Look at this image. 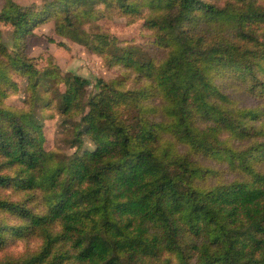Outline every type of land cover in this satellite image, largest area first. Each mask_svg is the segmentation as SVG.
I'll return each mask as SVG.
<instances>
[{
  "label": "clouds",
  "instance_id": "9594fccd",
  "mask_svg": "<svg viewBox=\"0 0 264 264\" xmlns=\"http://www.w3.org/2000/svg\"><path fill=\"white\" fill-rule=\"evenodd\" d=\"M0 264H264V0H0Z\"/></svg>",
  "mask_w": 264,
  "mask_h": 264
}]
</instances>
